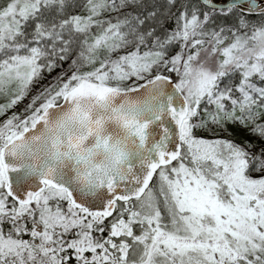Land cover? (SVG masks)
Instances as JSON below:
<instances>
[{"label": "snow or ice", "instance_id": "obj_1", "mask_svg": "<svg viewBox=\"0 0 264 264\" xmlns=\"http://www.w3.org/2000/svg\"><path fill=\"white\" fill-rule=\"evenodd\" d=\"M0 264H264V0H0Z\"/></svg>", "mask_w": 264, "mask_h": 264}]
</instances>
